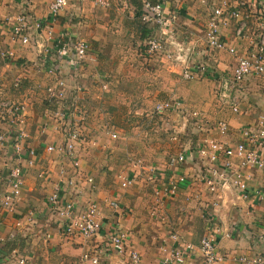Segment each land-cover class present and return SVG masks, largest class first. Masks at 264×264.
Instances as JSON below:
<instances>
[{"label":"crops","instance_id":"0c3cea01","mask_svg":"<svg viewBox=\"0 0 264 264\" xmlns=\"http://www.w3.org/2000/svg\"><path fill=\"white\" fill-rule=\"evenodd\" d=\"M108 1L109 7L103 9L92 6L91 2L80 3L79 0H74L53 19L49 6L54 0H31L29 3L24 0H0V52L14 49L19 58L16 64L9 65L0 57V100L24 105L22 128L28 134V138L21 142L23 160L29 159V151L33 150L36 153L34 166L31 167L27 160L21 163L25 169V180L17 210L14 213L3 211L0 217V238L7 239L11 234H16V240L7 241L1 246V254L8 257L16 250L29 258V264H80L84 254H93L105 244L107 228L119 226L129 233L130 246L141 255L140 264H162L163 247L169 248L173 244L171 235L177 234L186 243L199 245L206 232L207 217H211L217 221L219 227L230 234V237H221L217 242V254L223 258L221 264H239V259L264 260V246L259 240L264 227V200L254 196L245 201L235 198V193H228V196L220 198L211 193L201 180L206 167L198 158L194 161L187 160L186 164L178 169L169 166L172 157L184 150L197 147L198 137L228 141L234 146L242 139L244 129L258 127L264 118V77L259 81L257 80L259 78H250L247 81L246 99L242 102L240 114L222 107L216 96L217 91L214 96L213 90L218 80L232 73L235 66L234 58L227 52L208 50L204 41L200 40L202 27L209 13L199 0H168L169 7L178 10L180 17L174 29L168 32L159 31L161 39L171 49L174 48L169 46L172 41L182 44L181 49L185 51L184 53L187 52L186 59L191 50L189 59L191 63L192 58L195 63L210 68L204 70L207 77L195 83L196 102L188 103L200 106L202 110H199L209 123L217 124L219 120H226L229 132L223 137L217 132L216 125L212 132L210 125H207L204 132L197 134V137L192 132H184L173 138L168 130L162 129L166 126L162 123V118L154 114V107L169 99L158 101L153 105L151 112L144 116L147 122L159 124L158 129L164 130L165 133L160 134L158 130H153L154 128L148 133L151 142L154 141L149 145L152 161L142 160L146 165L136 164L137 166L126 171L127 174L118 172L116 182H112L104 172L102 173V169L110 166L109 160L115 159V163H118L117 156H113L116 150L121 151L120 162L123 163L127 157L128 146L137 147L135 138L138 133L135 127L128 134L123 126L108 123L111 119L109 116L112 105L109 94L119 91L120 87L127 83L128 78L133 85L132 80L138 75L137 70H153L151 75L155 77V82L151 85L172 92L181 82L176 76H180L182 70H171L173 67L161 55L149 56L142 51L141 45L145 37H140L139 29L143 24L140 13L145 0ZM252 1L254 0H231L230 3L237 6ZM23 14L32 19L33 36L35 20L47 22V26L52 28L51 38L48 28L45 27L41 31L40 40L43 46L56 43L67 33L90 44L87 58L82 65L73 68L68 57L60 59L56 50L52 48L49 51L47 66L54 63L61 66L63 75H67L70 88L68 103L74 99L87 112L81 126L88 138L85 139L86 144L80 146L79 155L82 172L94 179L95 192L83 178L72 181L74 184L70 186L72 183L70 180L74 177L71 161L69 159L62 161L56 153L46 151L48 146L62 142V127L65 124L63 118H66V121L69 118L68 110L66 102L54 107V99L48 97L47 91L53 86V80L43 71L40 61L41 50L35 46H22L12 40L11 27ZM150 30L151 33L152 31L156 33L159 29L153 30L151 26ZM148 34L146 32V36ZM142 35L145 36V33ZM224 36L229 47L240 52L249 50L250 44L247 41L238 40L234 36L233 27L226 29ZM193 55L195 56L192 57ZM18 81L21 84L16 88L15 84ZM122 103L120 105L126 103V107L139 105L137 100H130L129 104L126 101ZM130 111L119 108L118 116L129 120ZM139 115L141 114L137 110L131 113L133 120H136L137 116L139 118ZM177 117L174 115L172 119L176 121ZM73 119L76 120L77 117ZM107 127L118 133L119 139L111 140ZM0 130L8 132L7 124L0 121ZM156 138H163L165 143L163 148L155 143ZM171 143L183 149L168 150L167 145ZM15 156L14 142L8 139L6 143H0L2 180L7 179ZM62 168L67 172L65 176L60 173ZM152 170L158 174L153 175ZM160 171H164L163 176ZM120 175L131 178L132 185L124 189L121 186ZM245 175L251 188L264 191L263 171L247 168ZM180 176H184L186 181L180 185L179 194L165 200L161 212L154 216L152 213L156 204L155 185L162 178ZM61 182L64 183L62 186L67 200L75 201L78 207L85 208L91 198L97 200L104 214L105 223L103 228L105 231L101 237L86 241L80 237L62 234L59 218L52 214L48 205V198L55 185ZM3 190L0 191V203ZM113 200H118L120 209L115 210L109 205ZM48 233L51 235L50 239H46ZM106 264L129 262L126 257L122 258L110 252Z\"/></svg>","mask_w":264,"mask_h":264},{"label":"built area","instance_id":"2783aa9c","mask_svg":"<svg viewBox=\"0 0 264 264\" xmlns=\"http://www.w3.org/2000/svg\"><path fill=\"white\" fill-rule=\"evenodd\" d=\"M30 2L31 0H24ZM82 2H91L94 7L107 9L110 5L108 0H79ZM210 13L205 22L203 41L208 50L213 52H227L234 58L235 66L228 77L221 79L217 88V98L222 107L229 109L235 114L241 113L242 102L246 99V84L250 78L264 77V0H254L249 4H240L233 6L231 0H199ZM74 0H54L49 6L50 16L55 19L60 12L70 6ZM168 0H145L141 9V20L147 25L159 28L164 32L174 29L179 21V12L169 7ZM32 19L23 14L18 17L11 27L12 40L19 42L22 46H35L40 51V61L43 71L53 80V86L48 89L49 98H53L60 105L64 104L67 112V121L63 125V140L60 144L47 147L48 152L56 153L60 160L69 159L74 169L72 181L79 178L91 185L92 191L96 187L94 179L85 176L81 169L80 146L86 144L88 137L82 131L81 123L87 117V112L79 108L76 100L72 99L69 104V84L67 75H63V70L58 63L48 64V57L52 48H54L60 59L68 57L69 63L73 68L82 65L88 55L90 44L81 38H74L71 35L64 34L59 40L51 45H41V31L47 26V22L35 20L34 31L31 26ZM230 27L234 28V36L238 40L247 41L249 50L238 51L229 44L224 36V31ZM51 38L52 28H48ZM192 36L190 35V38ZM163 40L151 38L147 44L151 53L161 55L167 61L186 62L185 53L182 44L174 41L169 46H178V52L169 48ZM34 43V45H32ZM58 47V48H57ZM14 49H6L0 52L2 60L9 65L18 62V56ZM184 53V55H183ZM61 61V60H59ZM183 78L185 80H194L198 78V68L191 69L184 66ZM21 82H16V88L20 87ZM77 98V97H76ZM155 115L162 118V123L168 126L172 121L170 114L178 116V124L168 130L173 138L178 137L177 131L191 132L197 137L206 128L207 121L198 111L190 110L184 102L180 100H169L160 102L155 106ZM25 107L23 104H17L8 100H0V121L8 126V132L0 130V143H6L8 139L14 142L16 156L12 161L9 175L6 180L0 178V191L4 184L6 189L3 194L0 206V217L3 211L14 213L20 202L24 185L25 169L21 164L23 161V149L21 142L28 138V134L22 128L24 123ZM77 117L76 120L73 118ZM107 133L111 135V140L119 139V134L113 132L107 127ZM217 132L221 136L228 135L229 124L226 120H219L216 124ZM199 143L194 149L184 150L179 155L172 157L169 166L175 169L186 164L187 160L194 161L198 158L206 170L201 175V180L207 185L208 190L218 195L220 198L228 196V193H235V198L247 200L251 197H258L264 200V191L255 190L248 184V178L245 175L247 168H255L264 172V118L258 127H248L242 131V139L232 146L228 141L212 140L210 138L198 137ZM197 154L196 156H194ZM29 159L26 161L32 167L35 164V151L28 152ZM152 174H157L155 170ZM61 175L65 176L67 172L62 168ZM161 177V176H160ZM121 186L126 189L132 185L133 180L124 175L119 176ZM186 181L184 176L178 178H162L155 185L156 204L153 209V215L156 216L165 205V200L176 197L180 191V185ZM64 183H58L48 198V205L53 215L59 218L61 232L65 236L80 237L83 240L90 241L101 237L104 227V214L97 200L91 198L85 205V208L78 207L75 201L67 200L65 197ZM73 182L69 184L72 186ZM109 205L118 210L121 208L118 200H113ZM105 244L93 254H84L81 257L80 264H106L110 252H114L120 257H126L129 264H140L141 255L129 244V233L120 229L118 226L107 228L105 232ZM230 237V234L217 225V221L207 217L206 232L199 245L186 243L177 234L171 235L172 246L163 247L164 257L162 264H221L223 258L217 254L218 239ZM9 238V239H8ZM7 239L0 238V248L7 241L16 240V234H11ZM48 233L46 239H50ZM264 246V227L259 238ZM239 264H264L262 258L253 261L239 259ZM0 264H29V258L26 255L19 254L13 250L8 257H4L0 251Z\"/></svg>","mask_w":264,"mask_h":264},{"label":"rangeland","instance_id":"374dc122","mask_svg":"<svg viewBox=\"0 0 264 264\" xmlns=\"http://www.w3.org/2000/svg\"><path fill=\"white\" fill-rule=\"evenodd\" d=\"M210 8H212V7H210ZM210 8H208V10H207L208 13H210V11H211ZM149 26L150 27H147V24H145V23L141 24L140 25V29H139L140 30L139 33H140V37H143V38L145 37L144 38L145 41L143 40L142 41L143 44L141 45L142 51L145 54L149 55V56H153V55H157V54H153V53L150 52L147 42L151 38L161 39L162 37H161V35L159 33V31H160L159 28L152 27L153 30H155V29H159V30L156 33H153V31L151 33L150 32L151 31L150 30L151 29V25H149ZM204 27H205V23H204V25L202 27V33H201L202 36H203V32H204ZM46 28H50V27L46 26ZM146 32L149 33L147 36H146ZM142 33H145V36L142 35ZM184 36H185V34H184ZM202 36L200 37L201 41L203 40ZM162 42H164V41H162ZM177 48H178V46H174V48H172V49L175 52H178L179 50ZM191 53H192V51L190 50L188 58L187 59L185 58L186 59L185 63L182 62V61H172V60L171 61H167L166 60L173 67L171 70H177V69L178 70H182V73L180 75L181 78H180L179 75L176 76L177 79L181 80V82L178 83V85L176 86V89L174 91L169 92V91L164 90L162 88H156L155 85H151L152 82H155V77L154 76L152 77V75H151L153 70H137L138 75L133 77V80H132L133 81V85L131 83V80H129V78H128V79H126L127 83H124L120 87L119 91L111 92L109 94V101H111L112 105L110 106V108H111V110H110L111 116H109L111 119L108 120V123L116 125V126H123L124 131H127L128 134H129V131H132V128L135 127V129H137L136 131L138 133L137 138H135V139H137L135 141L136 144H137V147L133 148V146L132 147L128 146V148L126 149V154H127V157H125L126 160H124L123 163L120 162L121 151L120 150H118V151L116 150V151H114V155L113 156L114 157L117 156L118 163H115V159L114 160L113 159L109 160L110 166L107 167V168L102 169V173L104 172L106 174V176L110 179V181L116 182V175H118L117 174L118 172H125L126 173V171L128 169H130V167L134 168L135 166H137L136 164L141 165V166L142 165H146L144 162H142V160H144V159L146 160V162L147 161H152V159H151L152 157L149 154V151L151 150L149 148V145L151 143H154V141L151 142L150 136L148 134L149 131H151L154 128L153 130H158V133L165 134L164 130H162V129H165L166 131L167 130H171L172 127H175L176 124H178V119L176 121H174L172 119L175 114H170L169 115V119L173 120V122L172 121H168L170 124L168 126H165V128H162V129H158L160 127L159 124L157 125L156 123L151 122V121L147 122L145 120L144 116H145V114L151 112V110L153 108V105L156 102L163 101V100H168V99L172 100V98L173 99H177V100H180V101L184 102V104L190 110L198 111L203 116V113L199 110V109H201V107L200 106H192V105H190L188 103V101L192 102V103L196 102L195 101L196 97H195V93H194L196 91V84L195 83H197L198 81L204 80V78L207 77V74H204V71L203 72L199 71L197 79L185 80L183 78V73L185 71L184 70V66H188L192 70L195 69V68H198V70H210V68L207 67L206 65H202L200 63H195L192 60V58H191V61L193 63H191L189 61ZM194 56L195 55H193L192 57H194ZM180 65L182 67H180ZM206 73H208V72H206ZM257 80L259 81L260 78L257 79ZM158 82H159V80H158ZM220 83H221V81L218 80L217 81L218 87H219ZM131 85H132V87H131ZM217 85L215 86V88L213 90V95L214 96L216 95ZM130 100H137V102H139V105H135V106L130 105V107H126V105H127L126 103L123 106L120 105L122 102L126 101L128 103ZM116 104H118V105L116 106ZM122 104H124V103H122ZM58 105L59 104L57 103V101H55L54 107H56ZM79 108L82 109L81 106H79ZM119 108H123V109L126 108L127 110L129 109V110H131L130 111L131 113L135 112V110H137L138 112H140L141 115H139V118L137 116L136 120L135 119L133 120V118L131 117V113H130V114H128V117H130L129 120L126 119V118L123 119L122 117L118 116L119 115L118 114ZM206 121H207V119H206V117H204V122H206ZM206 125H210L209 126L210 132H212V130L214 131V126L216 125V123H214V122L213 123H209L208 122ZM189 132H191V130H189ZM203 132L204 131H202L201 133H203ZM210 132H209V134H210ZM130 133L132 134L133 132H130ZM182 133H184V132L183 131H177L176 135L180 136ZM133 137H134V135H133ZM155 143L157 145L158 144L161 145L160 148H163V144H165L163 142V138H156ZM167 146L169 147L168 150H171V151H173V150H182L183 149L181 146H177V145H175L173 143H171L170 145H167ZM113 162H114V164H113ZM159 165H161V163ZM160 172H161V176H163L164 174L162 175V172H164V171H160Z\"/></svg>","mask_w":264,"mask_h":264}]
</instances>
